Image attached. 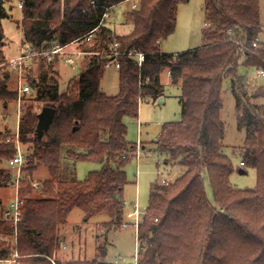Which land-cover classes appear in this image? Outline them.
Returning a JSON list of instances; mask_svg holds the SVG:
<instances>
[{"label": "trees", "instance_id": "obj_1", "mask_svg": "<svg viewBox=\"0 0 264 264\" xmlns=\"http://www.w3.org/2000/svg\"><path fill=\"white\" fill-rule=\"evenodd\" d=\"M7 1L0 0V61L7 59ZM125 1L22 0L25 46L42 51L83 40L82 50L92 54L75 80L77 94L60 92L58 84L43 79L31 80L39 88L36 99L57 112L43 138L36 135L39 113L29 107L23 114L19 136L27 152L18 185L19 218L5 216L0 196V260L62 264L57 258L59 232L75 208L86 219L106 214L107 228L124 225L126 166L137 143L128 140L124 118H138L141 102L164 95L161 75L168 70L172 82L181 86L182 119L164 123L154 144L164 163L174 162L182 172L169 183L151 184L149 204L138 223L137 264H264V104L255 102L264 88L251 91L240 73L241 65L264 70L260 0H205V42L179 53L164 52L161 42L176 30L179 4L189 0H139L127 32L104 18ZM132 51L144 53L142 65ZM111 62L120 63V91L114 95L101 88ZM10 77L9 72L0 74V99L6 104L18 97L10 89ZM226 77L232 78L238 127L246 132L240 167L256 169L254 187L240 188L231 179L237 167L223 142ZM17 153L15 139L0 128V160L9 163ZM63 154L74 163L92 161L102 167L84 179L64 177ZM40 165L50 174L42 185L34 181ZM15 176L10 168H0V188L15 184ZM38 182L41 195L34 194Z\"/></svg>", "mask_w": 264, "mask_h": 264}, {"label": "rangeland", "instance_id": "obj_2", "mask_svg": "<svg viewBox=\"0 0 264 264\" xmlns=\"http://www.w3.org/2000/svg\"><path fill=\"white\" fill-rule=\"evenodd\" d=\"M19 2L20 0L6 2L9 17L3 19V27L5 32L4 52L7 59L0 61V74L10 73V89L16 90L18 94V97L10 100L8 104L0 99V128L4 135L9 133L13 139L17 138L18 122L20 121L21 124L23 114L29 107H32L34 112L40 113L43 107L48 105L46 101L36 99L39 88L32 86L31 80L43 79L45 84H58L60 92L77 94L79 89L75 80L78 79L80 71L87 66L88 57L92 54L82 50L83 40H81L69 44L66 52L57 55L52 63L49 62L51 60L49 58L45 60L41 56H35L27 66L22 68L11 66L9 60L19 57L22 48L25 47L23 31L20 26L23 10L19 6ZM136 8H139V0H127L118 4L109 10L110 16L107 18V23L117 30L129 31L131 28L129 15ZM260 22L262 25L261 38L264 41V0H260ZM205 26V0L181 2L178 7L176 30L167 39L162 40V50L167 53H179L202 46L205 42L203 37ZM69 56L76 58L74 64L67 62ZM241 60L244 61L245 58L243 57ZM260 71L248 69L244 65L240 66V73L246 75L251 91L257 87L264 88V74L259 75ZM161 81L165 85L164 95L160 97L163 98V101L159 102L158 99L157 101L141 102L138 118L131 116L124 118L128 126V140L133 143L137 142V153L126 166L129 183L124 191L126 201L124 222L128 225L107 228L104 225V222L109 220L106 214H98L86 219L84 211L75 208L59 232L64 237L62 238L67 246L64 248L62 245L57 254V258L62 264L94 259L98 260V264H137L139 241L135 205L138 204L143 215L149 204L152 182L159 180L161 183L163 178L174 181L182 172L180 165L174 162L164 163V157L155 150L154 141L161 134L163 124L182 119L180 84L172 82L168 70L162 73ZM25 85L31 86L30 92H22L21 89ZM101 88L111 95L120 91L119 69L114 64L106 68L101 80ZM221 93L224 105L222 119L226 124L224 150L232 157L237 167L232 175V182L240 188L254 187L257 184L256 169L240 167L243 159L241 148L245 143L246 132L238 127L237 101L233 93L231 77L224 79ZM255 102L264 104V95ZM21 147L26 151L25 145L21 144ZM62 166L64 177L76 176L78 179H84L90 171L100 169L102 164L92 161L74 163L72 159L63 154ZM3 167L10 168L15 175L19 174V171L21 173L18 166L12 167L7 161L0 160V168ZM240 169H244L245 172H241ZM48 179H50V174L47 167L40 165L34 175V181H39L42 185ZM34 187V194L41 195L39 189L35 185ZM208 192L212 198L210 187H208ZM0 196L4 200L5 209H9L17 200L16 185L10 184L1 187ZM0 264H14V262L0 260Z\"/></svg>", "mask_w": 264, "mask_h": 264}, {"label": "built area", "instance_id": "obj_3", "mask_svg": "<svg viewBox=\"0 0 264 264\" xmlns=\"http://www.w3.org/2000/svg\"><path fill=\"white\" fill-rule=\"evenodd\" d=\"M21 5H23V2H21ZM109 16H110V13L108 12V13H106L104 15V18L107 19V18H109ZM92 37H93V33H90L86 37V40L90 41L92 39ZM258 43H259V39H257L255 41L254 46L257 47ZM68 46L69 45L63 46V45H60V44H56L52 48L45 49V50H42V51H35L30 45H27V46L23 47L22 53H21V55L19 57L9 60V64L11 66H13L14 68H22L24 66H27L29 61L32 60L35 56H45V57H47V58L52 60L57 55H60L61 53L66 52V48ZM80 52L84 53L83 51H80ZM131 55H134V57L138 59L139 65H142V63H143V61L145 59V55H144L143 52L132 51ZM67 62L69 64H74L76 62V58L73 57V56H69V57H67ZM112 64H114L117 68L120 67V63H118V62H111V63L108 64V66H110ZM260 74H264V70H261L259 72V75ZM21 90H22L23 93H28V92L31 91V86L30 85H25ZM20 112H21V110H20ZM19 126H20V121L18 122V127ZM10 140H11V138L8 139V141H10ZM15 141H16L17 146H18V153L13 159L10 160L9 164L12 167L18 166L19 170H21V168H22V166H23V164L25 162L26 151L24 150V148L21 147L22 143L20 141L19 128H18V131H17V138L15 139ZM139 151H138V157H139ZM136 153H137V151L133 150L131 152L130 156H135ZM241 165H244V162H241ZM20 178H21V173L19 171V174H16L15 180H14V183H15V185L17 187V200L5 212V216L7 218H14L16 221L19 218L20 200L18 198V185H19ZM162 182L163 183H169L170 180L168 178H163ZM34 185L37 188H39V184L38 183H35ZM136 213H137V222L139 223V221L141 219L140 217H141L142 214H141V211L139 209L138 204L136 205ZM125 226H127V224H125Z\"/></svg>", "mask_w": 264, "mask_h": 264}, {"label": "water", "instance_id": "obj_4", "mask_svg": "<svg viewBox=\"0 0 264 264\" xmlns=\"http://www.w3.org/2000/svg\"><path fill=\"white\" fill-rule=\"evenodd\" d=\"M163 98H159V102H162ZM57 109L53 106L47 105L44 106L42 111L38 114V124L36 128V135L39 138H43L45 132L49 129ZM241 172H245L244 169H240Z\"/></svg>", "mask_w": 264, "mask_h": 264}, {"label": "crops", "instance_id": "obj_5", "mask_svg": "<svg viewBox=\"0 0 264 264\" xmlns=\"http://www.w3.org/2000/svg\"><path fill=\"white\" fill-rule=\"evenodd\" d=\"M136 1H138V0H136ZM21 2H22V0H20V2H19V6L22 8V5H21ZM23 18V17H22ZM22 20V19H21ZM260 38H261V35H260ZM261 40H262V38H261ZM263 41V40H262ZM23 49V48H22ZM165 52V51H164ZM9 60V59H8ZM142 142V141H141ZM140 142V143H141ZM233 177V176H232ZM232 177H231V179H232ZM3 202H4V200H3ZM147 209V208H146ZM145 209V210H146ZM135 211H136V205H135ZM135 214H136V225H137V228H138V222H137V213L135 212ZM125 224H127L128 225V223H125L124 222V226H125ZM63 235V234H62ZM63 236H61L60 235V238H61V241H62V245L64 246V248H66L67 246H66V244H65V240L62 238Z\"/></svg>", "mask_w": 264, "mask_h": 264}]
</instances>
